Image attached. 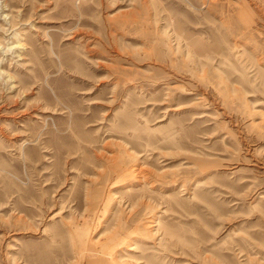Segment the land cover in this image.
Masks as SVG:
<instances>
[{
    "label": "rangeland",
    "instance_id": "374dc122",
    "mask_svg": "<svg viewBox=\"0 0 264 264\" xmlns=\"http://www.w3.org/2000/svg\"><path fill=\"white\" fill-rule=\"evenodd\" d=\"M0 264H264V0H0Z\"/></svg>",
    "mask_w": 264,
    "mask_h": 264
}]
</instances>
